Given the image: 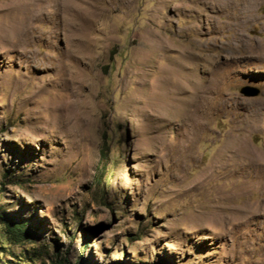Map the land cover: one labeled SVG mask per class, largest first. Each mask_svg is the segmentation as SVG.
<instances>
[{"label": "rangeland", "instance_id": "rangeland-1", "mask_svg": "<svg viewBox=\"0 0 264 264\" xmlns=\"http://www.w3.org/2000/svg\"><path fill=\"white\" fill-rule=\"evenodd\" d=\"M0 25V264H264V0H0Z\"/></svg>", "mask_w": 264, "mask_h": 264}, {"label": "bare ground", "instance_id": "bare-ground-1", "mask_svg": "<svg viewBox=\"0 0 264 264\" xmlns=\"http://www.w3.org/2000/svg\"><path fill=\"white\" fill-rule=\"evenodd\" d=\"M206 2H207V0H206ZM214 2V1H213ZM38 7V6H37ZM30 9V8H29ZM35 9H37L36 8V5H32L31 6V9H30V11H28L27 10V17H29V18H26V16H25V19H23L24 21H27L28 19H30L31 18V16H32V13H33V11H35ZM26 11V10H25ZM36 12V11H35ZM23 13V12H22ZM59 14V13H58ZM25 15V14H24ZM43 15V14H42ZM23 16V15H22ZM35 15H33V17H34ZM20 20H21V18H20ZM31 20V19H30ZM13 21V26H12V24L11 25H9V23H8V25H9V30H10V28H11V32L12 31H14L15 32V36H16V38H17V40L18 41H20V40H23V39H25V37H26V33H27V29H24V28H21V27H19L18 25H17V22H18V20H17V22H16V20L14 19V20H12ZM22 21V20H21ZM19 23V22H18ZM20 24V23H19ZM21 25V24H20ZM22 25H23V23H22ZM26 25V24H25ZM7 29V28H6ZM6 29H5V27H1V25H0V37L2 38V37H4L5 35H6ZM10 37V36H9ZM7 39V38H6ZM11 39V38H10ZM9 40V39H8ZM189 43H190V45H191V47L187 50V49H185V45H187L186 43H182L181 41H175L173 44H172V47L171 48H169L167 45L165 46V45H163V44H160L161 46V48H165L166 50H169V51H171V52H174V53H177L178 54V56L179 57H182V54H188L189 52H193L194 50H197V49H201V47H200V45L198 46V45H193L194 44V42L191 40V41H189ZM166 77H168V76H166ZM198 87V90H199V92H201L202 94H204V93H206L207 92V89L208 90H210L211 88L209 87V86H204V85H202L201 86V84H193L192 86H193V88L195 89L196 88V86ZM221 88H223V86H221ZM216 89H218V88H215V90ZM197 90V89H196ZM195 90V91H196ZM219 199H221V198H219ZM223 200V199H222ZM263 201H264V199H263ZM217 205L218 204H216V208H215V210H211V211H209L208 213L210 214V215H214L215 217L216 216H218V214L220 213V212H222L221 214L223 215V217L224 216H226V215H232V214H236L238 211H234L233 209H228V208H223L222 206H218L217 207ZM213 207V206H212ZM213 209V208H212ZM220 214V215H221ZM221 215V216H222ZM206 216V215H205ZM213 216V217H214ZM222 217V218H223ZM210 218V217H209ZM222 218H220V219H222ZM224 218H226V217H224Z\"/></svg>", "mask_w": 264, "mask_h": 264}, {"label": "trees", "instance_id": "trees-1", "mask_svg": "<svg viewBox=\"0 0 264 264\" xmlns=\"http://www.w3.org/2000/svg\"><path fill=\"white\" fill-rule=\"evenodd\" d=\"M106 147V142L103 143V155L107 152V150L105 149ZM102 173V172H101ZM102 177V176H101ZM4 222H5V225H6V229L7 231L13 235V237L15 236H19V235H23V228L25 226V224H20V223H17L15 222L14 220L12 219H6V218H3ZM77 264V263H76Z\"/></svg>", "mask_w": 264, "mask_h": 264}, {"label": "water", "instance_id": "water-1", "mask_svg": "<svg viewBox=\"0 0 264 264\" xmlns=\"http://www.w3.org/2000/svg\"><path fill=\"white\" fill-rule=\"evenodd\" d=\"M240 92L247 97H255L259 94V91L257 89H252L250 87H244Z\"/></svg>", "mask_w": 264, "mask_h": 264}]
</instances>
